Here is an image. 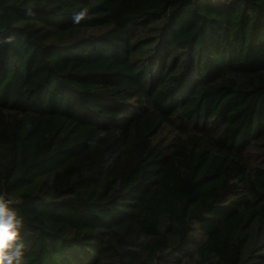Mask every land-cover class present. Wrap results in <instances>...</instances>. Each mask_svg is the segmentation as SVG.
Here are the masks:
<instances>
[{"label": "trees", "instance_id": "16d2710c", "mask_svg": "<svg viewBox=\"0 0 264 264\" xmlns=\"http://www.w3.org/2000/svg\"><path fill=\"white\" fill-rule=\"evenodd\" d=\"M0 194L23 264H264V0H0Z\"/></svg>", "mask_w": 264, "mask_h": 264}, {"label": "clouds", "instance_id": "9594fccd", "mask_svg": "<svg viewBox=\"0 0 264 264\" xmlns=\"http://www.w3.org/2000/svg\"><path fill=\"white\" fill-rule=\"evenodd\" d=\"M87 13L83 9L73 15L74 23H79ZM11 38H9L10 40ZM12 201L0 194V264H23L25 243L22 235L24 220L14 208Z\"/></svg>", "mask_w": 264, "mask_h": 264}]
</instances>
